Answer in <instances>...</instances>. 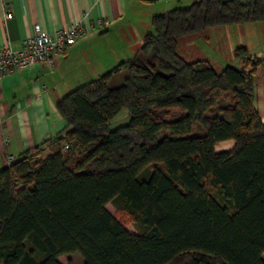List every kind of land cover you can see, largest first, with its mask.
Segmentation results:
<instances>
[{
    "label": "trees",
    "instance_id": "1",
    "mask_svg": "<svg viewBox=\"0 0 264 264\" xmlns=\"http://www.w3.org/2000/svg\"><path fill=\"white\" fill-rule=\"evenodd\" d=\"M262 21L264 0L155 15L132 59L59 99L70 129L49 154L37 147L0 169V264L75 252L84 264H264V123L246 70L261 62L239 47L243 66L218 71L179 53L182 37ZM124 109L129 123L111 130ZM226 140L234 148L218 152Z\"/></svg>",
    "mask_w": 264,
    "mask_h": 264
},
{
    "label": "crops",
    "instance_id": "2",
    "mask_svg": "<svg viewBox=\"0 0 264 264\" xmlns=\"http://www.w3.org/2000/svg\"><path fill=\"white\" fill-rule=\"evenodd\" d=\"M195 1L198 0H0V47L21 49L36 24L52 34L77 21L87 28L83 37L54 58L53 66L37 63L8 72L0 81V169L10 165V156L16 161L37 147L48 155V145L70 129L58 110L59 99L132 59L146 34L153 31L155 15L189 7ZM99 20L106 22L105 27H97ZM206 31L215 35L214 40L203 37L214 53L210 59L190 58L195 51L192 47L207 52L200 44L199 33L182 37L179 53L188 61L207 60L217 70L216 63L222 69L229 64L241 68L242 60L236 57L235 50L245 47L251 60L261 62L246 70H254L255 105L264 123V21ZM186 38L190 40L181 44ZM231 57L232 63H228ZM234 146V140H226L216 150L229 151Z\"/></svg>",
    "mask_w": 264,
    "mask_h": 264
},
{
    "label": "built area",
    "instance_id": "3",
    "mask_svg": "<svg viewBox=\"0 0 264 264\" xmlns=\"http://www.w3.org/2000/svg\"><path fill=\"white\" fill-rule=\"evenodd\" d=\"M106 22L99 20L98 28L105 27ZM87 32L86 26L80 21L55 34L45 31L40 24L34 26L33 34L24 40L21 49L15 50L10 46L0 47V81L8 72L22 70L37 63L54 65V58L62 54L68 47L74 45ZM68 145H64L67 149ZM14 162L9 157L10 165Z\"/></svg>",
    "mask_w": 264,
    "mask_h": 264
},
{
    "label": "rangeland",
    "instance_id": "4",
    "mask_svg": "<svg viewBox=\"0 0 264 264\" xmlns=\"http://www.w3.org/2000/svg\"><path fill=\"white\" fill-rule=\"evenodd\" d=\"M232 28V27H230ZM209 32H202V33H199V38H201V41H200V44L204 47L205 49L207 50L204 51L203 48H200V47H192L193 50H195L193 52V56H190V58L192 60H195V59H210L211 58V54L212 56L214 55V53L212 52V47H211V44L206 42L205 41V38L203 37H211V40H214L215 39V35H213V33L211 34ZM213 35V36H212ZM194 36V35H193ZM198 36V34H197ZM183 40V41H182ZM181 40V44H184L185 40H190L188 38L186 39H182ZM190 49L188 48V51ZM180 52V50H179ZM210 57V58H209ZM233 60V57L229 58V61L228 63H232L231 61ZM216 63V62H215ZM218 63L215 64V67L218 68L219 71H221L222 68H219V66H217ZM231 66H233L234 64H229ZM130 111L128 109H124L122 110L110 123V129L113 130L119 126H122V125H126L129 123L130 121ZM197 132H202V130H199L197 129ZM233 141V140H231ZM223 142V141H221ZM221 142H219L218 144H220ZM217 144V145H218ZM220 150V148H218ZM226 151V150H224ZM222 152V151H221ZM107 209L113 214L115 215L120 221H122L125 226L127 227V229H129L130 231L132 232H138V229L133 221V217L126 214L125 212H122L121 210L117 209V207L112 203H108L107 204ZM59 262L61 264H84V259L83 257L81 256V254L79 252H75V253H71V254H66V255H63V256H60L59 257ZM189 262V258L188 257H183V259H181L178 263H173V264H188Z\"/></svg>",
    "mask_w": 264,
    "mask_h": 264
}]
</instances>
